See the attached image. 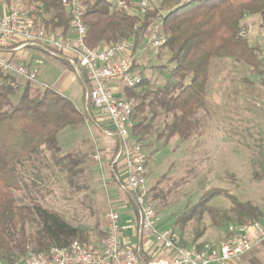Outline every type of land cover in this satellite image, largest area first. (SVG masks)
<instances>
[{
    "label": "trees",
    "instance_id": "obj_1",
    "mask_svg": "<svg viewBox=\"0 0 264 264\" xmlns=\"http://www.w3.org/2000/svg\"><path fill=\"white\" fill-rule=\"evenodd\" d=\"M21 1L35 6L29 15L34 24L63 34L70 30L71 15L63 0ZM132 1L122 0L124 7L120 8L110 0H81V5L87 28L85 41L95 50L122 39L131 41L136 50L151 25L162 21L167 43L160 50L164 48L170 54L168 80L163 86L151 88L144 77L138 89L126 93L136 103L132 133L138 140L145 142L154 134V123L161 116L171 119L158 134L162 146L174 137L187 140L194 135L198 114L208 106L214 60H238L254 73L263 74L260 47L250 45L239 33L248 16H258L264 34V0H161L158 8L151 7L144 15L125 9ZM57 59L69 67L64 59ZM13 80L0 71V264H24L28 251L48 252L54 247L66 248L74 241L93 252L89 231L75 227L62 214L46 208L44 202L54 182L75 187L83 173L79 166L84 161L74 153L77 148L66 152L60 147L61 134L87 124L96 126V119L69 98L35 83L16 92ZM84 80L80 77L86 86ZM208 198L176 218L174 230L180 236V231L205 209L220 226L215 209L206 208ZM148 199L152 201L150 193ZM235 206L241 212L240 223L264 219V213L250 203L235 202Z\"/></svg>",
    "mask_w": 264,
    "mask_h": 264
},
{
    "label": "rangeland",
    "instance_id": "obj_2",
    "mask_svg": "<svg viewBox=\"0 0 264 264\" xmlns=\"http://www.w3.org/2000/svg\"><path fill=\"white\" fill-rule=\"evenodd\" d=\"M110 1L113 6L124 7L122 0ZM138 2L133 0L131 7L125 9L136 14ZM149 2L151 7L158 8L161 0ZM253 25L248 42L260 47L259 58L263 61L260 71L263 74L254 73L238 60H214L206 100L208 106L198 114L199 126L194 135L187 140L174 137L166 147L162 146L158 134L171 119L161 116L154 123V134L143 143L147 154L151 155L147 186L150 198L159 210L161 204L171 208L176 220L207 197L206 208L215 209L220 226L213 222L207 209L202 215L198 212L188 225L187 243L191 246L219 245L218 241L199 243L200 238L211 240L228 225L240 223L241 212L235 202L250 203L264 213V35ZM141 46L134 54L137 72L146 78L151 88L165 85L171 67L169 52L164 48L143 51ZM45 65L50 67L49 89L74 101L75 106L82 109L80 80L72 75L70 90L63 91L58 85L61 74L57 66ZM166 66L168 69L162 68ZM81 77L86 82L85 95L88 80L85 75ZM39 86L46 88L40 83ZM86 130L81 128L61 134L60 147L69 152L76 146L74 133L80 131L74 153L84 161L79 166L83 173L75 187L53 181L44 206L62 214L75 227H85L89 231L90 249H95L97 244L101 246L107 233L104 215L109 209V189L104 169L100 172L93 153L96 148L104 147L106 138L96 128H91V133ZM16 195L21 203H25L20 193Z\"/></svg>",
    "mask_w": 264,
    "mask_h": 264
},
{
    "label": "built area",
    "instance_id": "obj_3",
    "mask_svg": "<svg viewBox=\"0 0 264 264\" xmlns=\"http://www.w3.org/2000/svg\"><path fill=\"white\" fill-rule=\"evenodd\" d=\"M28 5V13L16 3L8 5L7 13L0 18V46L20 39L25 46L39 48L50 57H63L78 77H87L82 110L93 115L97 113L104 138L118 140L111 172L115 173L119 191L130 195L138 210V236L151 235L157 246L170 255V261L148 264H233L252 251L262 249L264 224L260 221L228 225L226 238L216 246L184 245L174 229L159 228L157 205L148 199L149 157L144 142L132 133L136 103L126 95L129 90L138 89L143 80L135 68L133 43L122 39L101 49L90 48L85 41L87 28L81 0H63L71 15L68 35L34 24L29 14L35 6ZM137 7L136 14L144 15L151 4L149 0H139ZM161 22L157 21L149 28L142 44L143 51L160 49L167 43ZM239 36L249 38L250 28L245 26ZM0 71L14 78L12 87L16 92L28 83H38L37 70L7 58L1 50ZM100 158L97 149L94 160L102 167ZM105 213L107 233L99 252H90L79 241H74L66 248L54 247L48 252L28 251L24 264H143L142 249L124 241L126 227L121 224L119 212L109 207Z\"/></svg>",
    "mask_w": 264,
    "mask_h": 264
},
{
    "label": "crops",
    "instance_id": "obj_4",
    "mask_svg": "<svg viewBox=\"0 0 264 264\" xmlns=\"http://www.w3.org/2000/svg\"><path fill=\"white\" fill-rule=\"evenodd\" d=\"M10 3H16L19 6L24 7V9L26 10V13H28L29 11L28 10L29 5L27 2L25 3L21 0H13V1H10L9 3H6V1L0 0V18H2L7 13V8ZM257 18L258 16H248L243 22L246 26L250 28V34L254 30L253 24H255V26L259 27L260 29V24H261L260 18L258 19ZM69 33L70 31H68L67 35ZM0 50L2 52V55L6 56L7 58L15 60L20 64L26 65L30 67L31 69L37 70L39 72V78H38V83H37L38 86L40 83L41 85L43 84L44 86L49 87L48 78L50 77V74H49L50 67L46 66L45 64L50 65V66L52 65L57 66V70H59L61 74V79L58 82V85L62 88L63 91L70 90V86H71L70 77L72 75L75 78H78L80 80V77H78L73 72V70L70 68L68 64L67 65L69 67L65 66L59 59L50 57L43 51L41 52V50L36 47H32L28 45L25 46L20 39H13V40L8 41L6 45L0 46ZM60 58L64 59L63 57H60ZM81 86H82L83 97H84L85 89H84V85L82 84V82H81ZM77 108L82 110L81 107L77 106ZM96 114L97 113L95 112L93 115L94 119H96V122H95L96 126L92 124H87V126L84 127L83 130H85L86 128L88 129L86 131L90 132L91 128H96L100 132L99 129H101V126L99 122V117L96 116ZM80 131H77L74 133V137H76V139L74 137L73 138L76 142V146L79 142L78 136L80 135L79 133ZM84 135L81 134V136H84ZM105 140H106L104 143L105 145H103L104 147L98 148V151L100 152V155H101L100 159H102V167H101V164H99L98 162H97V165H98V168L100 169V172H102L103 169L105 172L104 174L106 177L104 178H106V184H108L107 186L109 189L108 208L113 207L115 210H117V212H119L121 224L126 227V229L124 230L125 243L129 246H132V247L136 246L142 249L143 264L157 262L159 260L170 261V255L166 251H163L162 248L157 246L154 238L151 235L147 234V235H144L143 237L138 236V233H137L138 221H139L138 210L131 196L119 191L118 182L114 178L115 173L113 174L111 172V163L114 158V153L116 149L118 148V145H117L118 140L116 138L105 139ZM95 145L97 144L95 143ZM160 206H161L160 210H158L160 211L159 212L160 223H158L159 228L169 229L171 227L172 229L176 228L177 230V227L174 226L176 220L172 213L173 211L170 210L171 208L169 209V207L167 206L163 207L162 204ZM104 218H105V215H104ZM260 222L264 224V219H262ZM187 227L183 231H180V234L182 236V239L185 241L186 245H191V243H187L188 242L187 241L188 237L186 234ZM226 234H227V229H225V231L220 233L219 235L214 236L213 239L211 238V240L209 239L207 240L206 238H202V239L200 238L199 243L210 242V241L211 243L212 241L214 242L218 241L219 243H221L226 238L227 236ZM194 244H197V243H194ZM96 246L97 247L93 249V252H99L101 250V246H99L98 244ZM233 264H264V246L260 250L252 251L251 253L247 254L242 260H240L239 262H235Z\"/></svg>",
    "mask_w": 264,
    "mask_h": 264
}]
</instances>
